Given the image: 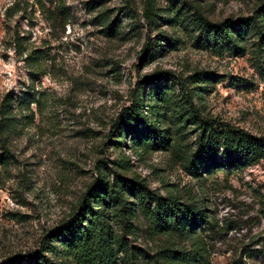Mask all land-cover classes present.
Here are the masks:
<instances>
[{
	"label": "rangeland",
	"instance_id": "374dc122",
	"mask_svg": "<svg viewBox=\"0 0 264 264\" xmlns=\"http://www.w3.org/2000/svg\"><path fill=\"white\" fill-rule=\"evenodd\" d=\"M263 4L0 0V109L8 102L15 116L14 126L0 127V264L48 243L53 264H81L58 235L84 197L117 174L197 204L207 221L177 236L157 234L140 206L126 227L112 214L111 234L122 246L111 264H174L173 250H199V264H264V160L195 175L185 157L197 148L199 128L181 129L163 107L158 125L176 146L134 145L131 134L123 143L115 128L140 87L144 96L153 90L146 77L170 73L177 93L179 82L200 86L193 105L202 117L264 135V40L250 33L244 50L222 49L199 25L252 16ZM204 72L195 78L207 82L192 83Z\"/></svg>",
	"mask_w": 264,
	"mask_h": 264
},
{
	"label": "trees",
	"instance_id": "16d2710c",
	"mask_svg": "<svg viewBox=\"0 0 264 264\" xmlns=\"http://www.w3.org/2000/svg\"><path fill=\"white\" fill-rule=\"evenodd\" d=\"M39 2L43 5L42 1ZM199 25L216 46L235 51L244 50V40L250 33L264 40V4L252 16L225 20L218 24L201 18ZM201 74L208 75L206 72L196 73L191 76L192 83L207 82L206 78H195ZM169 79L176 82L170 73H154L146 77L145 84L152 86L153 90L144 96V87H140L134 107L123 113L115 124L123 143L127 141L126 136L131 134L129 140L134 145L153 149L176 146L177 140L170 136L168 130L165 131L158 125L160 117H165L160 108L163 107L164 114L177 119L181 129L187 123L199 128L197 148L185 157L186 168L195 175L220 167L228 170L245 168L264 160V135H255L221 122L216 125L212 120L202 117L198 108L193 105L196 90L200 86L191 88L179 82L180 90L177 93L175 84L172 81L169 83ZM173 95L175 100L172 99ZM144 105L149 108L146 112L142 109ZM12 112L10 103L6 102L0 109L1 128L14 126L15 116H12ZM140 123L143 128H139ZM129 197L137 199L138 203L131 202ZM138 206L157 234L191 235L198 233V227L202 228L207 221L206 214L197 204L181 202L176 196L162 197L151 191L143 180L117 174L113 184L104 180L100 191L91 194V197H84L81 212L62 226L58 235L61 245L74 254L81 264H111L113 257H116L115 246H122L120 238L112 237L109 223L111 216L117 215L125 227L132 225V219L138 217ZM47 245L41 251L19 259H8L3 264H53L44 252L52 244ZM172 253L170 259L174 264H199V259L204 257L199 250H173Z\"/></svg>",
	"mask_w": 264,
	"mask_h": 264
}]
</instances>
